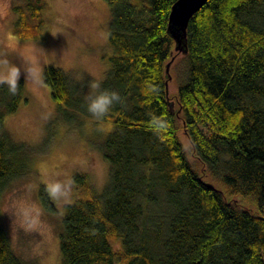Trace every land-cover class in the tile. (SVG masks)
<instances>
[{"label": "trees", "instance_id": "trees-1", "mask_svg": "<svg viewBox=\"0 0 264 264\" xmlns=\"http://www.w3.org/2000/svg\"><path fill=\"white\" fill-rule=\"evenodd\" d=\"M104 1L112 54L102 87L122 103L103 121L111 129L99 145L109 164L100 192L83 172L74 174L76 198L61 217V264H264V214L233 198L264 202V0H207L188 21L185 53L166 30L176 0ZM44 8L45 0H16L17 37L39 36ZM43 78L58 106L90 115V94L67 73L47 66ZM18 85L15 96L0 87V196L31 161L30 148L3 127L23 97ZM148 85L156 91L145 94ZM152 115L166 127L154 131ZM39 196L54 211L43 186ZM0 264H24L1 225Z\"/></svg>", "mask_w": 264, "mask_h": 264}, {"label": "rangeland", "instance_id": "rangeland-1", "mask_svg": "<svg viewBox=\"0 0 264 264\" xmlns=\"http://www.w3.org/2000/svg\"><path fill=\"white\" fill-rule=\"evenodd\" d=\"M16 0H0V60L23 65L22 53L35 48L47 66L60 68L79 85L83 94H91L90 83L103 81L110 67L112 54L108 43L110 10L104 0H45L44 25L36 38L21 39L14 32ZM53 34V35H52ZM24 92L18 109L4 116L3 127L13 141L30 148L29 171L12 178L0 196V225L8 236L14 254L24 264H61L59 233L64 205L75 197L74 174L83 172L95 192L107 181L109 164L100 146L111 129L105 130L89 115L65 105L58 106L45 85L31 91L22 73ZM168 94L176 93L173 79ZM179 139L190 162L194 156L187 138ZM225 192L210 175L204 177ZM57 179L72 180L67 199L51 200L54 211L42 205L39 190ZM233 198L243 206L264 214V202L236 194ZM23 209L38 211L39 227L24 226Z\"/></svg>", "mask_w": 264, "mask_h": 264}, {"label": "clouds", "instance_id": "clouds-1", "mask_svg": "<svg viewBox=\"0 0 264 264\" xmlns=\"http://www.w3.org/2000/svg\"><path fill=\"white\" fill-rule=\"evenodd\" d=\"M53 35V34H52ZM23 65L11 63L7 59L0 60V87L7 89V92L15 96L18 93V82L22 73L25 81L30 82L29 87L31 91L38 92L45 86L43 71H42V57L37 49L32 48L27 53H22ZM92 93L86 97V109L90 116L99 124L101 131L105 130L103 121L105 117L111 112L114 105L121 104L122 99L117 91L104 89L102 82L97 80L90 83ZM145 94H152L156 91L154 87L148 85L145 88ZM150 127L156 131H161L166 127V123L155 115L150 117ZM72 180L57 179L48 182L45 185V191L52 200L67 199L71 194ZM24 226L28 229H36L39 227V213L23 209Z\"/></svg>", "mask_w": 264, "mask_h": 264}, {"label": "water", "instance_id": "water-1", "mask_svg": "<svg viewBox=\"0 0 264 264\" xmlns=\"http://www.w3.org/2000/svg\"><path fill=\"white\" fill-rule=\"evenodd\" d=\"M207 0H176L170 7L167 20V33L174 41V50L176 52H186V27L189 19L194 15ZM170 61L165 66L167 76L166 94L168 93V82L170 80L169 66ZM169 108L173 110V101H169Z\"/></svg>", "mask_w": 264, "mask_h": 264}]
</instances>
